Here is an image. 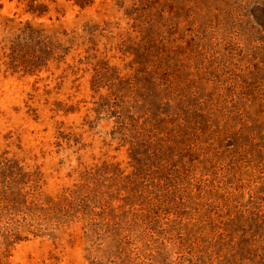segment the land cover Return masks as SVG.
I'll list each match as a JSON object with an SVG mask.
<instances>
[{
  "label": "rangeland",
  "instance_id": "obj_1",
  "mask_svg": "<svg viewBox=\"0 0 264 264\" xmlns=\"http://www.w3.org/2000/svg\"><path fill=\"white\" fill-rule=\"evenodd\" d=\"M28 3L0 0V264H264V0Z\"/></svg>",
  "mask_w": 264,
  "mask_h": 264
},
{
  "label": "trees",
  "instance_id": "obj_2",
  "mask_svg": "<svg viewBox=\"0 0 264 264\" xmlns=\"http://www.w3.org/2000/svg\"><path fill=\"white\" fill-rule=\"evenodd\" d=\"M34 1L35 0H28V5H29V9L32 11V12H35V11H37V10H39L40 11V8H42L43 6H42V4H36V5H34ZM40 13V12H39Z\"/></svg>",
  "mask_w": 264,
  "mask_h": 264
}]
</instances>
